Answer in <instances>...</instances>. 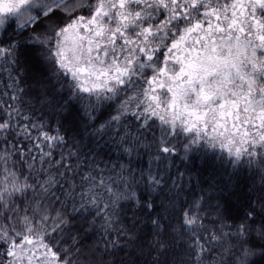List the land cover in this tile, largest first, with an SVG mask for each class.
I'll return each mask as SVG.
<instances>
[{"label": "snow or ice", "instance_id": "snow-or-ice-1", "mask_svg": "<svg viewBox=\"0 0 264 264\" xmlns=\"http://www.w3.org/2000/svg\"><path fill=\"white\" fill-rule=\"evenodd\" d=\"M0 264H264V0H0Z\"/></svg>", "mask_w": 264, "mask_h": 264}]
</instances>
